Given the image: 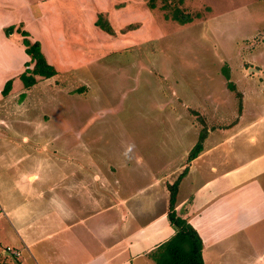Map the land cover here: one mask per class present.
<instances>
[{
  "label": "rangeland",
  "instance_id": "374dc122",
  "mask_svg": "<svg viewBox=\"0 0 264 264\" xmlns=\"http://www.w3.org/2000/svg\"><path fill=\"white\" fill-rule=\"evenodd\" d=\"M55 1L59 10L28 31L57 73L36 78L26 101L0 89V247L15 246L9 199L29 202L24 174L49 179L40 169L59 165L53 181L90 177L86 163L135 190L183 161L207 129L221 139L264 115V0ZM177 11L192 20L179 23ZM262 130L220 150L256 153Z\"/></svg>",
  "mask_w": 264,
  "mask_h": 264
},
{
  "label": "crops",
  "instance_id": "0c3cea01",
  "mask_svg": "<svg viewBox=\"0 0 264 264\" xmlns=\"http://www.w3.org/2000/svg\"><path fill=\"white\" fill-rule=\"evenodd\" d=\"M57 4L55 0H0V89L11 80L8 96H3L22 99L24 94L27 100L25 92L33 86L24 88L17 77L33 62L19 30L28 33L30 42L37 41L36 32L28 30L35 23L43 25L41 19L56 13ZM8 28H12L9 33ZM237 103L240 107L242 94ZM253 106L257 111L261 107L256 100ZM246 122L250 124L236 132L228 129L227 137L216 140L211 134L219 131L207 129L197 139L201 145L197 156L189 160L190 149L183 161L164 168L159 177L135 190L126 188L133 179L127 183V179L107 178L100 168H87L86 163H82L83 174L89 171L90 177L72 180L60 175L53 181L59 175L54 171L63 169L59 165L40 169L47 175L51 171L54 177L49 179L43 180L39 172L24 174L21 189L27 191L29 202L20 206L10 196L9 207L13 205L19 227L13 234L15 246L0 247V264H156L151 253L175 232L167 219V185L182 172L174 210L201 238L203 264H264V147L250 154L220 150L257 125L264 128V115ZM247 140L256 142L254 135ZM44 183L43 189L34 187Z\"/></svg>",
  "mask_w": 264,
  "mask_h": 264
},
{
  "label": "trees",
  "instance_id": "16d2710c",
  "mask_svg": "<svg viewBox=\"0 0 264 264\" xmlns=\"http://www.w3.org/2000/svg\"><path fill=\"white\" fill-rule=\"evenodd\" d=\"M150 8L155 7L154 4L149 5ZM196 16L199 13H195ZM179 23L185 24L192 20L190 14L184 12H178L173 16ZM12 28L7 29V33L11 32ZM19 33L23 36L22 43L25 46V53L30 57V61L33 62V66L28 67L19 75L20 80L23 83L24 88H30L36 83L35 76L52 77L57 71L49 64L40 50V43L38 41L30 42L27 38L28 33L25 30H19ZM30 63H26L28 66ZM11 87V80L5 82L2 88V94L6 95ZM231 90H235L234 85H229ZM237 100L240 103L241 93L236 92ZM24 96V94H21ZM239 97V98H238ZM201 150L200 141L196 142L191 149L188 159H192L197 156ZM182 172L178 178L172 183L167 185L169 191V207L167 212V219L170 225L175 230L174 234L162 242L151 253V257L156 264H203L201 257L202 241L196 230L184 219L177 215L174 210L175 198L177 193L178 182L183 175Z\"/></svg>",
  "mask_w": 264,
  "mask_h": 264
}]
</instances>
